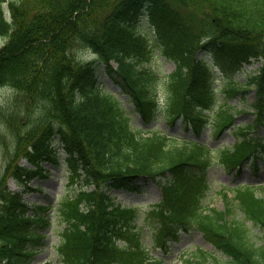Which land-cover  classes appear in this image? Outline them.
I'll list each match as a JSON object with an SVG mask.
<instances>
[{"label": "trees", "instance_id": "16d2710c", "mask_svg": "<svg viewBox=\"0 0 264 264\" xmlns=\"http://www.w3.org/2000/svg\"><path fill=\"white\" fill-rule=\"evenodd\" d=\"M0 39V87L12 91L0 107L11 140L0 167V264H33L41 232L52 223L44 214L49 206L28 205L24 192L7 190L5 178L26 186L45 176L40 163L58 162L57 142L67 187L76 190L55 209L64 224L55 247L61 264H167L145 248L141 215L154 248L164 251L168 240L199 232L222 255L198 250L180 264H264V241L251 234L252 227L264 230L263 188L237 186L231 196L223 188L220 209L204 205L213 153L227 171L264 165V138L256 133L264 128V0H0ZM205 54L226 76L220 97ZM158 56L174 65L163 77L150 66ZM251 59L261 62L257 71L234 80ZM97 63L117 94L104 90ZM122 97L143 124L162 113L192 133L132 128ZM232 99L242 108L233 110ZM248 111L250 121L238 124L236 114ZM208 125L214 139L231 131L233 143L212 149L199 142ZM146 181L160 190L149 209L111 196L120 189L143 193Z\"/></svg>", "mask_w": 264, "mask_h": 264}, {"label": "rangeland", "instance_id": "374dc122", "mask_svg": "<svg viewBox=\"0 0 264 264\" xmlns=\"http://www.w3.org/2000/svg\"><path fill=\"white\" fill-rule=\"evenodd\" d=\"M8 1V0H5ZM5 7V4L4 6ZM142 26L140 30L146 32V25L144 21L141 22ZM5 41L0 39V46ZM202 55V54H200ZM81 59H92L93 56L88 53H80ZM205 60H207L212 65L214 83L213 87L215 93L219 96V90L224 83L226 76L221 72L218 67L215 65L214 60L211 58L210 54H205ZM96 72L98 78L104 83V90L117 94L118 89L112 83L110 79L105 75L102 65L97 63ZM150 66L158 72L159 77L168 75L174 70V65L165 60L162 56H158L152 60ZM259 66V62L252 61L249 65L245 66L243 73H238L234 76V79L237 81H243L245 75L252 73ZM157 95L159 100L162 99L163 91L161 88L158 89ZM12 96V91L6 87H0V107L5 104V102ZM248 102L253 100V92L250 91L246 95ZM121 105L123 107L125 115L129 117L130 126L134 129L151 132L156 131L158 133H166L172 135L173 132L179 134H189L184 132L181 128V124L178 122L173 127L162 118V113L158 114V118L155 122L145 125L139 118V115L134 111L133 106L127 102L123 97L121 98ZM230 104L233 105V110H239L241 105L236 100H231ZM236 122L241 124L243 122L249 121L252 116L250 111L246 113L236 114ZM6 129L0 124V167L3 165L2 161V148L6 143H9L10 137L6 134ZM211 130L209 125L207 128L202 130L199 137H195L199 142L206 144L209 148L216 149L218 147H228L233 143V134L231 131L224 132L219 138L214 139L211 135ZM256 133L259 137L264 138V128L259 127L256 130ZM4 144V145H3ZM55 151L57 154L58 162H42L41 166L46 171V177L32 176L27 180V191L23 195V200L29 204H37L41 206H49L50 208L44 212L51 218V225L49 228H46L42 231L44 239L41 244L36 247V252L33 257V264H60L57 254L55 252V247L58 244L59 234L58 232L64 227L63 224H59L56 220L55 209L58 201L65 195H73L74 190L69 189L67 184L68 169L66 163L64 162L65 154L61 149V145L57 143L55 145ZM20 165L32 168L33 166L26 161H21ZM206 178L208 179L210 188L207 193V197L204 201V205L207 207H222V201L220 200L219 191L223 188L227 190H232L238 185H257V187H262L264 191V165L259 164L257 170L252 167H244L238 174H234L232 171H227L223 168L221 161L215 153L212 155L211 165L206 171ZM143 183V182H140ZM6 186L10 191H23L25 188L22 187L21 183L12 176H9L6 180ZM223 187V188H222ZM143 189L145 192L136 193V192H126L125 190H119L113 192L111 195L114 197L115 202H120L125 206L138 205L144 208H149L150 204L155 202L160 198V191L157 185L151 181H146L144 183ZM231 195V191H228ZM239 216V215H238ZM139 226L143 227V242L147 249L156 256H165L167 264H180V258L189 257L192 255H197L198 250L208 252L212 257L217 259H222V255L217 252L212 246L201 236L198 232H190L188 234H180L179 240L167 242V249H158L151 244V228L149 226V220L146 219L143 215L139 216L137 221ZM251 226V224H250ZM251 234L253 235L254 241L261 243L264 241V230H259L256 227L251 228ZM167 253V254H165Z\"/></svg>", "mask_w": 264, "mask_h": 264}]
</instances>
